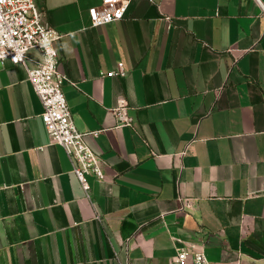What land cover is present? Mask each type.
<instances>
[{
	"label": "crops",
	"instance_id": "0c3cea01",
	"mask_svg": "<svg viewBox=\"0 0 264 264\" xmlns=\"http://www.w3.org/2000/svg\"><path fill=\"white\" fill-rule=\"evenodd\" d=\"M35 1L105 177L87 198L51 142L41 52L0 65V264H264V0H132L99 28L104 0Z\"/></svg>",
	"mask_w": 264,
	"mask_h": 264
},
{
	"label": "built area",
	"instance_id": "2783aa9c",
	"mask_svg": "<svg viewBox=\"0 0 264 264\" xmlns=\"http://www.w3.org/2000/svg\"><path fill=\"white\" fill-rule=\"evenodd\" d=\"M132 0H104L101 8H91L89 17L91 27L99 28L121 21ZM151 1L152 0H148ZM60 39L57 32L47 23L44 13L35 0H0V65L7 60L13 64H26L27 54L31 49H38L42 54V63L35 69L28 70L29 81L43 106L42 120L50 140L60 145L66 152L72 171L79 180L87 198L91 187L88 176L98 181L105 177L102 158L86 142L88 133L80 132L73 120L64 86L71 83L59 68V53L56 42ZM124 64L109 72L108 77H124ZM73 85V84H72ZM118 126H131L127 114V104L121 100L113 109ZM98 136L99 132L89 133ZM189 252L180 250L177 255L179 264H214L199 253L188 263Z\"/></svg>",
	"mask_w": 264,
	"mask_h": 264
},
{
	"label": "clouds",
	"instance_id": "9594fccd",
	"mask_svg": "<svg viewBox=\"0 0 264 264\" xmlns=\"http://www.w3.org/2000/svg\"><path fill=\"white\" fill-rule=\"evenodd\" d=\"M0 55H3L2 53H0Z\"/></svg>",
	"mask_w": 264,
	"mask_h": 264
}]
</instances>
